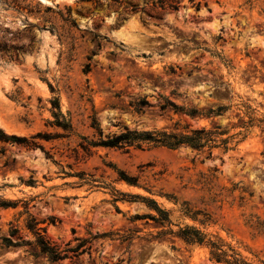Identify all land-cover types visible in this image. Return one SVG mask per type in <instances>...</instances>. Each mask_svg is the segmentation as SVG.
Here are the masks:
<instances>
[{"label":"rangeland","instance_id":"374dc122","mask_svg":"<svg viewBox=\"0 0 264 264\" xmlns=\"http://www.w3.org/2000/svg\"><path fill=\"white\" fill-rule=\"evenodd\" d=\"M177 1L0 0V128L37 144L0 141V197L16 202L0 207V235L10 222L24 227L28 213L45 220L61 248L76 236L112 234L59 262L0 245V264H224L206 245L158 235L186 224L264 264V0ZM164 97L227 110L180 117L158 105ZM55 98L71 130L54 123ZM93 118L104 136L178 119L241 133L209 157L186 146L85 152L82 136L98 137ZM129 194L155 199L171 224L131 221L156 211ZM184 200L201 210L199 220L180 210Z\"/></svg>","mask_w":264,"mask_h":264},{"label":"trees","instance_id":"16d2710c","mask_svg":"<svg viewBox=\"0 0 264 264\" xmlns=\"http://www.w3.org/2000/svg\"><path fill=\"white\" fill-rule=\"evenodd\" d=\"M155 3H160L159 5L164 8L166 6L171 8L177 7V0H154ZM200 3H198L199 5ZM197 5V6H198ZM148 103V102H146ZM134 110L137 112L143 111L142 101H133L131 104ZM158 105L162 109L169 108L173 110V113L181 116H188L190 118L198 117H208L213 118L215 116H222L227 110V106L218 105L216 107L210 106L207 108H199L197 106H186L179 105L164 97L163 102H159ZM54 107L57 111H53L56 117V125L71 130L73 127L71 120L61 121L60 118L66 119L61 112L60 103L58 98H55ZM172 120V118L170 117ZM242 124L241 126L243 127ZM92 127L98 133V137L89 138L88 136H82L83 141L79 143L80 147L85 152H90L92 147H115L129 149L130 147L144 149L146 146H162L170 149H177L182 146L190 147L197 151V153H206L207 157L212 156L213 152L217 148H222L224 151L231 149V143L234 138L241 132L229 134V131L221 128L217 123H214L212 127L207 128L195 127L190 128L189 124H182L181 120L178 119L173 121L170 125H165L163 127H154L151 129H138L130 128L127 125L122 126L119 132L112 134H107L104 136L103 130L100 127L99 122L96 118H93ZM40 135V134H37ZM35 137V136H32ZM0 141H10L17 143H24L27 146H36V142L25 136H18L16 134H8L3 129L0 128ZM237 144V141H235ZM120 179L125 180L130 184L138 185L134 178H130L123 171L118 170ZM116 192L118 190L115 189ZM125 195L123 192H118ZM135 200H142L147 203V205L156 211V214H136L132 216L131 221L136 219L149 217L158 223L161 227L165 228L166 225L171 224L170 211L161 208L158 202L150 197L142 196L139 194H129ZM164 195V194H163ZM178 201L177 197L167 196ZM119 199L118 197L116 200ZM124 199V198H121ZM16 202L0 197V207L15 206ZM28 202L25 204L27 208ZM180 210L187 216L194 220H199L200 209L195 208L190 201L184 200L181 203ZM25 212L28 213L26 210ZM51 222L55 223V220L51 219ZM45 220H40L28 213L26 218V223L24 227H20L18 224H13L10 222V227L6 233L0 235V245L5 248H25L30 254L34 256L43 255L51 262H59L66 258L77 256L80 253L86 251V249L91 248V243L93 240L107 237L112 235L109 232H96L91 234L89 237L76 236L74 240L77 241L75 245H70L71 241L66 242V248H61L58 244L51 241V239L46 235V226L42 223ZM28 233H26V232ZM31 233V237L29 236ZM170 234L175 236L186 243L189 244H202L206 245L210 249L211 259L216 260L224 264H253L246 260V258L231 244L225 243L222 240H214L207 236L206 233L201 231L194 225L186 224L183 227H179L178 230H173L172 228L162 229L158 232L159 236ZM132 233L122 234L119 236L122 240L131 239ZM70 253H73L71 256Z\"/></svg>","mask_w":264,"mask_h":264}]
</instances>
